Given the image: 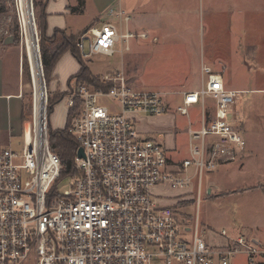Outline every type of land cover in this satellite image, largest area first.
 Masks as SVG:
<instances>
[{
    "label": "built area",
    "instance_id": "1",
    "mask_svg": "<svg viewBox=\"0 0 264 264\" xmlns=\"http://www.w3.org/2000/svg\"><path fill=\"white\" fill-rule=\"evenodd\" d=\"M17 13L23 34L18 4ZM32 16L36 27L33 10ZM108 17L80 37L83 59L123 55L132 41L147 39L132 30L133 17L122 8H110ZM103 82L112 86L79 84L67 96V129L78 149L74 173L63 179L70 185L64 194L55 188L63 164L51 149L46 101L42 120L34 94L21 151L0 152V264H232L240 255L255 264L264 257L262 247L226 230L224 245H212L199 216L182 220L164 196L196 186L199 204L207 174L238 161L247 146L233 117L240 93L202 68L199 90L185 93L176 108L187 116L200 105V128L189 120V156L174 162L163 144L144 138L137 127L144 118L170 113L164 96L133 88L122 72L106 74ZM103 99L115 105L108 109ZM181 197L176 204L183 203Z\"/></svg>",
    "mask_w": 264,
    "mask_h": 264
},
{
    "label": "rangeland",
    "instance_id": "2",
    "mask_svg": "<svg viewBox=\"0 0 264 264\" xmlns=\"http://www.w3.org/2000/svg\"><path fill=\"white\" fill-rule=\"evenodd\" d=\"M16 1L0 0V44L7 37L18 38V42L9 45H16L22 51L24 97L30 118L34 106V87L24 51ZM34 4L33 0L39 55L45 76L38 22L41 20L40 7L36 8ZM88 7L83 14L74 16L72 34L75 37L97 17L93 6L89 4ZM159 7L160 15L154 14L148 21L140 22V25L134 27L139 34H146L147 40H139L135 45L131 43V51L123 55H99L83 59V63L89 67L92 75L101 81L108 72H122L133 88L157 91L164 96V101L172 108L171 114L158 119L151 118L141 124L142 131L153 133H142V136H152L165 148L175 145V152L166 148L168 157L181 162L188 158V122L191 121L193 128H200L201 107L196 105L190 108L187 116L178 113L176 108L182 105L185 93L199 90L203 67L222 73L227 86L232 90L251 91L257 87L255 82L264 83V0H185V4L181 0H161ZM56 37L59 40L60 34ZM68 52L56 63L55 74L54 67L53 73L43 77L47 107L51 106L52 99L64 96L60 102L53 105L50 114L48 108V124L52 131L66 128L69 120L67 96L79 85L71 78L79 71L80 64L72 53ZM261 87L264 88V84ZM102 102L108 109L115 105L112 100L103 99ZM233 110L236 126L241 131L244 130V123L240 122L243 117L250 118V126L264 129L263 94L241 95V102ZM161 133H164V137H161ZM21 149L22 145L18 151ZM74 162L73 158L72 164ZM244 166L245 164L241 163L240 168ZM232 168L236 169V165H232ZM232 170L228 172L227 169H220L215 172L221 188L230 189V193L225 195L218 193L220 189L217 191L213 184L209 188L212 189V195H207L206 176L199 204L196 201V186L186 191L190 193L189 196H184L186 192L172 190L165 191L164 196L171 198L168 204L174 205L182 220L192 221L198 215L203 232L202 224L206 222L213 226L215 232L226 230L233 237L252 238V226L256 218L263 216L258 208L260 192L253 190L254 179L259 175L248 172V169L242 173ZM55 188L57 193L64 194L70 188L69 180L58 182ZM180 195L183 196V203L176 204L175 197ZM232 263L245 264L246 256L240 255Z\"/></svg>",
    "mask_w": 264,
    "mask_h": 264
},
{
    "label": "crops",
    "instance_id": "3",
    "mask_svg": "<svg viewBox=\"0 0 264 264\" xmlns=\"http://www.w3.org/2000/svg\"><path fill=\"white\" fill-rule=\"evenodd\" d=\"M160 1L161 0H84L85 6L81 14H83L89 8V4H91L97 17L94 22L88 23V25L83 28L81 33L93 26L106 22L109 18L108 11L113 7L122 8L133 17L131 28L134 32H137L134 29L137 24L140 25V22L148 21V18L154 14L160 15ZM39 2L42 6H44L45 10V19H42V22L45 23V37L48 39L52 38L55 35L56 31L64 32L67 37L73 36L72 32L74 30L72 22L74 16L80 14L79 12L73 13L72 10L73 8H76L78 6L79 0H39ZM181 2L185 4V0H181ZM139 40L144 41L147 39H136L132 42V44L135 45L139 42ZM51 45L52 44L49 42V49ZM60 61L61 60H59V62ZM56 70L57 69L55 67L53 70L54 74ZM211 70L217 74H220L223 78L225 87L229 90H232L231 88H229L230 86H227L225 77L222 73L217 72L214 69ZM255 84L257 87L251 91H248L246 89L233 90L240 93V102L241 95L254 93H260L264 95V88L261 87V85H263L264 83L262 81H258L255 82ZM24 95L25 85L22 51L16 45H4L2 43L0 44V152L6 149H13L18 151L20 146L22 145L21 139L23 135V127L25 121L28 120L25 119V117L28 115L25 108L26 103ZM155 118L158 119V117H153L152 119ZM149 119L151 118H144L139 122L138 130L141 135L142 133L147 135L153 134L142 131L140 128V125L145 121H148ZM240 122L244 123V130H242L241 132L246 139L247 146L245 150L240 154L238 161L228 165L219 166L215 171L207 174L206 178L208 184L206 185V193L207 195H212V189H209L212 184L217 191L220 189V192L218 191V193L224 195L225 193H230V189H222L218 183V177L215 172L219 171L220 169H227V171L229 172L233 169L232 165H236V169H233L232 171L238 170L242 173V171L248 169V172L250 171L253 174L259 175L258 178L254 179L255 184H253V190L256 192H260L258 208L260 211H262L263 216L260 218H256L252 226V238H246L250 239L256 245L264 249V129H258L254 126H250L251 122L249 117H246V119L243 117ZM162 136L164 137V133H161V137ZM148 139L155 140L152 138V136L148 137ZM166 148L170 152H175L177 150L175 145L172 148H169L167 146ZM170 159L174 162H179V160H173L172 158ZM241 163L245 164L242 169L240 168ZM243 173L245 174V172ZM202 226L209 243L215 246L224 245V243L226 242V238L221 236V232H215L216 230L213 228V226H211V224H207L206 222H203ZM228 236L235 238L233 236H230L229 233ZM245 264H248L247 257ZM255 264H264V257L258 256L256 258Z\"/></svg>",
    "mask_w": 264,
    "mask_h": 264
},
{
    "label": "trees",
    "instance_id": "4",
    "mask_svg": "<svg viewBox=\"0 0 264 264\" xmlns=\"http://www.w3.org/2000/svg\"><path fill=\"white\" fill-rule=\"evenodd\" d=\"M34 1L35 7H40L41 20L38 22L41 31L40 49L43 62V71L45 75L44 77H47V74H50L52 72V69L55 67L59 59L66 52L70 51L74 58H76L80 64V70L75 76L71 78V80L75 79L77 84L86 85L94 89L108 90L112 85L110 83H104L103 79L101 81L100 78L94 77L92 75L89 67L83 63V58L81 57L77 49V43L80 37L89 29L85 30L79 36L76 37H67L64 32L56 31L52 39L46 38L44 35L45 23L42 22V19H45L44 6L40 5L39 0ZM84 6V0H79L78 6L76 8H73L72 12H79V14H81L83 12ZM58 34H60L59 40L56 37ZM14 39L15 42H18V38L16 36H14ZM49 42L52 44L50 49L48 47ZM63 98L64 96H61L51 100V106L48 107L50 108L49 114L53 109V105L55 103L60 102ZM25 108L27 111L26 105ZM25 119H29L28 116H26ZM67 128L68 124L63 130L52 131L49 129L51 149L61 159L63 164V169L60 175V181L68 177L71 173H74V169H72L74 165V163L72 164V159L76 158V152L78 149V144L76 140L69 134Z\"/></svg>",
    "mask_w": 264,
    "mask_h": 264
},
{
    "label": "bare ground",
    "instance_id": "5",
    "mask_svg": "<svg viewBox=\"0 0 264 264\" xmlns=\"http://www.w3.org/2000/svg\"><path fill=\"white\" fill-rule=\"evenodd\" d=\"M18 8L21 15V24L23 28V46L30 65V72L32 75V83L35 94L36 114L44 117L46 88L43 78L41 60L39 55L38 37H36V27L33 21L32 0H17Z\"/></svg>",
    "mask_w": 264,
    "mask_h": 264
},
{
    "label": "water",
    "instance_id": "6",
    "mask_svg": "<svg viewBox=\"0 0 264 264\" xmlns=\"http://www.w3.org/2000/svg\"><path fill=\"white\" fill-rule=\"evenodd\" d=\"M15 42V39L14 37H7L4 41H3V44L4 45H9V44H13ZM39 47V45H38ZM78 157L79 158H83L84 157V153H83V150L82 149H79L78 151Z\"/></svg>",
    "mask_w": 264,
    "mask_h": 264
}]
</instances>
